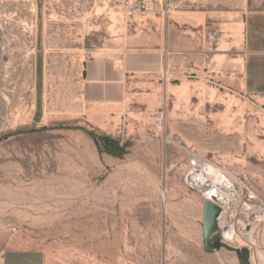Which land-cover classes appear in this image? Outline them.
<instances>
[{
	"label": "rangeland",
	"instance_id": "374dc122",
	"mask_svg": "<svg viewBox=\"0 0 264 264\" xmlns=\"http://www.w3.org/2000/svg\"><path fill=\"white\" fill-rule=\"evenodd\" d=\"M251 10L264 0L133 16L122 0H0V264L9 249L43 264H257L248 247L206 249L205 202L184 181L196 151L264 199V98L242 90ZM139 49L169 65L130 76L122 103H88L86 62Z\"/></svg>",
	"mask_w": 264,
	"mask_h": 264
},
{
	"label": "crops",
	"instance_id": "0c3cea01",
	"mask_svg": "<svg viewBox=\"0 0 264 264\" xmlns=\"http://www.w3.org/2000/svg\"><path fill=\"white\" fill-rule=\"evenodd\" d=\"M242 34V90L250 97L264 98V10L245 14ZM168 55L166 49H139L119 58L91 59L83 68L82 94L88 103H122L128 95V78L161 72L169 65ZM43 261L38 251L27 249H9L2 258V264H43Z\"/></svg>",
	"mask_w": 264,
	"mask_h": 264
},
{
	"label": "built area",
	"instance_id": "2783aa9c",
	"mask_svg": "<svg viewBox=\"0 0 264 264\" xmlns=\"http://www.w3.org/2000/svg\"><path fill=\"white\" fill-rule=\"evenodd\" d=\"M162 0H122L129 16L157 10ZM184 181L204 202L220 208L218 237L223 245L255 249L264 246V199L247 182L232 179L223 168L196 151L185 161Z\"/></svg>",
	"mask_w": 264,
	"mask_h": 264
},
{
	"label": "water",
	"instance_id": "95a60500",
	"mask_svg": "<svg viewBox=\"0 0 264 264\" xmlns=\"http://www.w3.org/2000/svg\"><path fill=\"white\" fill-rule=\"evenodd\" d=\"M219 213L218 206L209 201L204 203L203 232L207 250L211 249L209 246L211 238L218 233L217 217Z\"/></svg>",
	"mask_w": 264,
	"mask_h": 264
},
{
	"label": "trees",
	"instance_id": "16d2710c",
	"mask_svg": "<svg viewBox=\"0 0 264 264\" xmlns=\"http://www.w3.org/2000/svg\"><path fill=\"white\" fill-rule=\"evenodd\" d=\"M97 139L99 147L104 148V151L107 153L115 156H122L125 153V147L121 146L117 139L111 138L109 136H101ZM209 246L211 249H217L222 246V243L218 238H216V235H214L210 240ZM241 258L243 261L245 260L243 254H241Z\"/></svg>",
	"mask_w": 264,
	"mask_h": 264
},
{
	"label": "bare ground",
	"instance_id": "6f19581e",
	"mask_svg": "<svg viewBox=\"0 0 264 264\" xmlns=\"http://www.w3.org/2000/svg\"><path fill=\"white\" fill-rule=\"evenodd\" d=\"M254 259H255L257 264H264V246L260 245V246L255 247V249H254Z\"/></svg>",
	"mask_w": 264,
	"mask_h": 264
}]
</instances>
